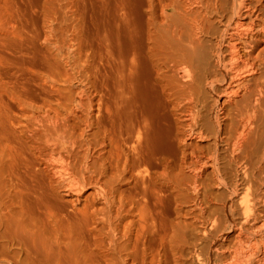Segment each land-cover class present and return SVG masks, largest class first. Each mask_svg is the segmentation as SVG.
Wrapping results in <instances>:
<instances>
[{"label": "bare ground", "instance_id": "bare-ground-1", "mask_svg": "<svg viewBox=\"0 0 264 264\" xmlns=\"http://www.w3.org/2000/svg\"><path fill=\"white\" fill-rule=\"evenodd\" d=\"M88 1L0 0V264H264V0Z\"/></svg>", "mask_w": 264, "mask_h": 264}, {"label": "rangeland", "instance_id": "rangeland-1", "mask_svg": "<svg viewBox=\"0 0 264 264\" xmlns=\"http://www.w3.org/2000/svg\"><path fill=\"white\" fill-rule=\"evenodd\" d=\"M32 1L34 2V0H32ZM86 1H88V0H85V2H86ZM33 2H32V3H33ZM35 2H36V1H35ZM89 4H90L89 1H88V4H87V2H86V5H87V6H90ZM86 5H85V6H86ZM90 7H91V6H90ZM88 8H89V7H88ZM89 9H90V8H89ZM219 191H220V190H219ZM219 193H223V192L221 191V192H219ZM234 199H235V200H234ZM234 199H233V200L236 201V198H235V197H234Z\"/></svg>", "mask_w": 264, "mask_h": 264}]
</instances>
